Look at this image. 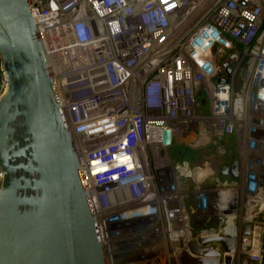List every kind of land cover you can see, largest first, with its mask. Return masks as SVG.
Wrapping results in <instances>:
<instances>
[{
  "label": "built area",
  "instance_id": "built-area-1",
  "mask_svg": "<svg viewBox=\"0 0 264 264\" xmlns=\"http://www.w3.org/2000/svg\"><path fill=\"white\" fill-rule=\"evenodd\" d=\"M28 11L104 264H261L264 0H28ZM219 236L231 252L200 242Z\"/></svg>",
  "mask_w": 264,
  "mask_h": 264
},
{
  "label": "water",
  "instance_id": "water-1",
  "mask_svg": "<svg viewBox=\"0 0 264 264\" xmlns=\"http://www.w3.org/2000/svg\"><path fill=\"white\" fill-rule=\"evenodd\" d=\"M0 69V264H104L28 0H0ZM162 139L168 143L167 129ZM234 173L232 162L229 174ZM247 231L245 225L242 233ZM208 241L225 252L234 247L227 237L200 242ZM189 249L200 254L192 244ZM205 255L217 256L212 250ZM198 261L218 264L216 258Z\"/></svg>",
  "mask_w": 264,
  "mask_h": 264
},
{
  "label": "trees",
  "instance_id": "trees-1",
  "mask_svg": "<svg viewBox=\"0 0 264 264\" xmlns=\"http://www.w3.org/2000/svg\"><path fill=\"white\" fill-rule=\"evenodd\" d=\"M2 78H3V75H2V72H1V69H0V83H1ZM230 139H231V138H230ZM183 153H184L185 155H187L188 157H190V156L193 155L192 152L187 151V150H185V149L183 150ZM261 264H264V255H263V258H262V262H261Z\"/></svg>",
  "mask_w": 264,
  "mask_h": 264
},
{
  "label": "bare ground",
  "instance_id": "bare-ground-1",
  "mask_svg": "<svg viewBox=\"0 0 264 264\" xmlns=\"http://www.w3.org/2000/svg\"><path fill=\"white\" fill-rule=\"evenodd\" d=\"M210 199H212V197Z\"/></svg>",
  "mask_w": 264,
  "mask_h": 264
}]
</instances>
